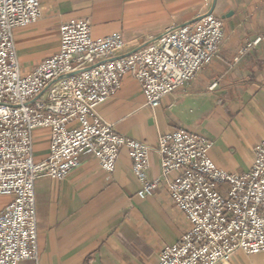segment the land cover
I'll return each instance as SVG.
<instances>
[{"label": "built area", "instance_id": "obj_1", "mask_svg": "<svg viewBox=\"0 0 264 264\" xmlns=\"http://www.w3.org/2000/svg\"><path fill=\"white\" fill-rule=\"evenodd\" d=\"M40 18L41 0H0V199L8 201L0 212V264L37 261L34 183L67 178L82 155H91L111 174L126 148L141 183L137 197L153 195L160 181L146 180L149 147L117 135L96 108L131 77L146 106L155 110L196 78L224 38L222 21L207 13L123 55L120 33L94 38L89 19L71 18L59 26L57 51L23 74L14 34ZM38 129L49 132V151L34 163ZM211 150L209 140L184 129L158 138L161 176L170 178L166 191L187 229L161 249L157 264H231L237 253H264V140L242 175L219 169Z\"/></svg>", "mask_w": 264, "mask_h": 264}, {"label": "crops", "instance_id": "obj_2", "mask_svg": "<svg viewBox=\"0 0 264 264\" xmlns=\"http://www.w3.org/2000/svg\"><path fill=\"white\" fill-rule=\"evenodd\" d=\"M207 13L223 23L224 38L215 58L185 88L146 106L131 78L96 108L114 132L149 147L146 180H159L152 196L141 200V183L121 148L113 173L103 172L89 154L63 180L34 183L38 258L21 264H157L165 246L187 229L183 214L166 191L158 138L175 129L212 143L210 158L228 173L242 175L253 149L264 140V0H41V18L16 31L14 41L23 74L58 49L59 26L71 18L90 20L92 36L120 33L124 54L168 28L190 25ZM259 39L255 45L253 42ZM49 132L33 134L34 163L48 156ZM0 199V212L7 204ZM231 264H264V253H237Z\"/></svg>", "mask_w": 264, "mask_h": 264}]
</instances>
